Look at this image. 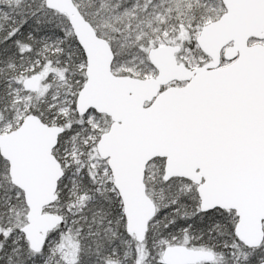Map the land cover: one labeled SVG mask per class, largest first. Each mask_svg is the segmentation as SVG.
Listing matches in <instances>:
<instances>
[{
    "label": "snow or ice",
    "instance_id": "obj_1",
    "mask_svg": "<svg viewBox=\"0 0 264 264\" xmlns=\"http://www.w3.org/2000/svg\"><path fill=\"white\" fill-rule=\"evenodd\" d=\"M0 264H264V0H0Z\"/></svg>",
    "mask_w": 264,
    "mask_h": 264
}]
</instances>
